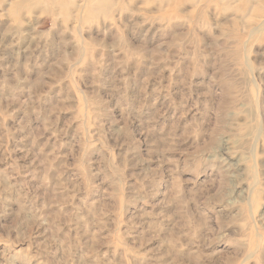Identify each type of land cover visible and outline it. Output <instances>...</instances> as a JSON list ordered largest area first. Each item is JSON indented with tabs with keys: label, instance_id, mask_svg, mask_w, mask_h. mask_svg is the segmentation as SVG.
<instances>
[{
	"label": "rangeland",
	"instance_id": "1",
	"mask_svg": "<svg viewBox=\"0 0 264 264\" xmlns=\"http://www.w3.org/2000/svg\"><path fill=\"white\" fill-rule=\"evenodd\" d=\"M200 1L0 0V264H264V29Z\"/></svg>",
	"mask_w": 264,
	"mask_h": 264
},
{
	"label": "bare ground",
	"instance_id": "2",
	"mask_svg": "<svg viewBox=\"0 0 264 264\" xmlns=\"http://www.w3.org/2000/svg\"><path fill=\"white\" fill-rule=\"evenodd\" d=\"M88 1V7L89 10H91L92 12H95V10L97 9H102V8H109L110 7V1L111 0H87ZM115 1V0H114ZM200 1V0H199ZM234 1V0H231ZM241 1V0H238ZM243 1V0H242ZM201 2V1H200ZM237 2V1H236ZM115 3V2H113ZM233 3V2H232ZM113 5V4H111ZM116 5V4H115ZM233 5V4H232ZM82 6V5H81ZM113 8V6H111ZM228 7V6H227ZM230 7V6H229ZM250 7V8H249ZM225 8V7H224ZM231 8V7H230ZM238 8V7H237ZM104 9V10H105ZM243 10H248L250 9V13L248 14V16L251 14V16L253 15V12H256V14H254V22L256 23V31H260L262 29H264V0H245V6L242 8ZM226 10V9H225ZM81 13V12H80ZM80 22V21H79ZM254 29V30H255ZM253 30V31H254ZM253 31L252 34H253ZM250 32V33H251Z\"/></svg>",
	"mask_w": 264,
	"mask_h": 264
}]
</instances>
